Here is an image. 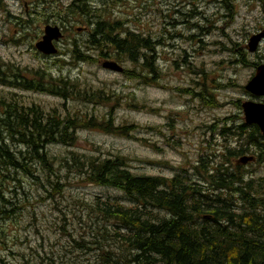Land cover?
Listing matches in <instances>:
<instances>
[{"label": "rangeland", "instance_id": "obj_1", "mask_svg": "<svg viewBox=\"0 0 264 264\" xmlns=\"http://www.w3.org/2000/svg\"><path fill=\"white\" fill-rule=\"evenodd\" d=\"M108 1L90 0L89 3L92 8L107 10ZM221 1L223 0H126L125 4L122 1H119V5L111 4L112 16L129 20L133 28L150 29L156 40H164L165 44L157 48V64L163 73H170L171 76L165 75L164 79L161 76L157 85L181 84L194 89V80L192 81L187 68H182L184 72H176L173 63L178 60L182 65L191 64L190 69L197 68L203 72L198 80L210 88L211 95L224 102L222 105L217 104L215 110H209L203 104L205 110L197 111L199 103L194 96L172 98L166 88L160 90L149 87V84L141 83L133 76L130 78L126 72L121 74L103 68L104 60L99 57L98 51L94 52L96 61L78 63L75 60V50L71 55H64L70 53L71 49L68 47L62 49L61 55L53 58L38 56L36 49L29 48L24 53L22 50L3 48L5 41L0 43V61L14 62L29 77L35 69H42L55 78L78 80L83 87L102 89L110 95L114 94L118 103L114 99L110 103L111 107L100 102H84L89 104L84 105L71 98L67 101L35 91L17 90L19 99L26 105L36 104L45 110L59 108L63 112L71 110L81 114H94L99 118L111 115L118 126L139 127L130 136L81 130L74 148L53 147L52 153L55 155L68 157L72 150L101 159L119 155L129 159L131 169L136 174L171 177L181 169L194 174L191 165H195L201 155L198 145L202 138V132L196 131V126L212 125L217 119L219 131L222 128L226 130L229 125L224 123V118L243 114L241 107L246 100L243 87L253 69L248 68L246 63L255 62L254 57H244L243 53L248 51L249 38L258 37H251V32L254 33L257 27L264 29V0H231L235 6L233 19L227 17L230 13ZM166 8L171 9L166 11ZM176 10L180 13L177 14ZM139 14L141 19L135 22L139 17L136 15ZM160 28L165 30L163 37ZM191 36L192 39H188ZM216 42L218 44L215 45ZM263 53L264 45L261 54ZM62 58L70 61L63 63L60 61ZM120 63L127 70L133 67L129 62ZM9 90L0 86L1 95H7ZM198 92L203 91L200 89ZM263 92L261 90L259 93ZM152 107L157 112L151 111ZM181 110L186 116L177 128L184 140V147L168 141L170 135L175 133L174 112ZM241 123L242 121L236 120L234 124L237 126ZM192 130V133L187 132ZM229 136L226 134V137ZM234 140L232 139V143ZM154 143L157 144L156 148L149 147ZM175 148H181V152L175 151ZM221 151L223 148L220 147L218 156ZM57 166L60 170L59 181L64 186L62 194H53L48 182H45V186L49 192L31 177L11 174V178L18 181L9 180L6 183L13 193L8 192L5 197L12 202L13 207L8 206V219H3L0 215V264H26V260L30 264H101L95 256L99 253L97 241L106 245L99 235L104 223L86 205H93L97 197L121 198L125 203L128 201L116 190L88 184L75 169ZM38 169L37 175L44 179L41 167ZM257 170H261L260 165ZM106 226L113 233V228ZM73 239L80 242L84 240L93 249L86 251L83 247L76 246ZM108 243L112 244V241L108 240Z\"/></svg>", "mask_w": 264, "mask_h": 264}, {"label": "trees", "instance_id": "obj_2", "mask_svg": "<svg viewBox=\"0 0 264 264\" xmlns=\"http://www.w3.org/2000/svg\"><path fill=\"white\" fill-rule=\"evenodd\" d=\"M119 1L126 3V0H109L107 10L79 3L72 8L70 18L94 27L96 35L91 38L90 48L131 62L135 71L128 76L150 84V75L158 70L157 41L150 29L132 28L127 20L112 16L111 4L119 5ZM221 2L230 13L227 17L233 19L232 1ZM137 16L135 22L141 19V14ZM160 34L165 35L163 31ZM74 53L78 61L88 60L84 52L77 49ZM0 82L67 100L72 97L84 105L103 101L101 93L92 95L68 80L44 72L30 80L19 68H4L0 71ZM209 97L212 98L211 91L205 88L201 101L210 108L217 106L218 102L211 103ZM104 100L108 101L106 96ZM85 129L130 136L139 127L118 126L113 118L99 120L80 112H45L39 106L24 105L16 97H0V215L3 219L9 217L8 206L13 207L5 197L8 192L13 193L6 183L18 181L11 174L31 177L47 192L45 182H48L53 194H62L64 186L59 181L57 165H63L75 169L88 184L116 190L128 201L97 197L93 205H86L104 223L99 235L106 245L97 241L99 253L95 256L101 264H264V178L246 182L244 177H239L244 172L238 168L235 172L226 169V173L212 177L199 164L193 167V175L189 171H180L172 178L140 175L133 172L124 156L101 159L74 150L68 157L52 153L53 147L74 148L79 132ZM240 134L237 132L235 137H241ZM230 156V152L225 156L227 162ZM39 166L44 179L37 175ZM106 225L113 228V233ZM73 242L86 251L93 249L84 240L73 239ZM26 264L30 263L26 260Z\"/></svg>", "mask_w": 264, "mask_h": 264}, {"label": "flooded vegetation", "instance_id": "obj_3", "mask_svg": "<svg viewBox=\"0 0 264 264\" xmlns=\"http://www.w3.org/2000/svg\"><path fill=\"white\" fill-rule=\"evenodd\" d=\"M82 2H86L88 6H90V0H0V43L6 41L3 48L22 50L24 53H26L29 48L30 50L36 49V54L38 56H43L42 54L38 53V50L40 49V43H42L45 39L46 27H58L62 35L59 40L52 41L54 48L58 52H61L65 47L71 49L70 52L78 49V51L85 52L86 56L88 57V61H96L94 59V52L98 50L89 47L91 38L93 40V36L96 35L94 32V27L90 26L89 24V26H85L83 25V22H79L75 19L71 20L70 18L72 8L77 7L78 4H81ZM162 31L165 30L162 29ZM251 34V37L253 35L259 34L264 35V29L257 27L254 30V33L251 32ZM78 37H80V39H78ZM154 40L157 41L155 43L157 48L165 44L164 40L161 38L156 40L154 37ZM263 45L264 37L254 51H251L250 47L248 46V51L245 50V53H243L244 57L249 56L250 58H255V62L246 63L248 68H253L252 74L249 76L247 83L244 85V92L246 96L245 103L247 104L256 103L259 105H264V94H255L249 89L251 82L255 78L258 67L264 62V53L261 54ZM157 48L156 59L158 61L159 54ZM99 52L100 50L98 53ZM99 57L110 58L111 54L100 52ZM0 63L5 66L17 65L12 61H0ZM83 63H87V61ZM173 64L176 72L177 70L184 72V69L182 68H187L188 71L189 65H186V63L185 65H182L179 64L178 60H175ZM191 70L196 71L194 73L195 80L193 81L195 87L194 89H191V87H184L181 84L163 85L160 83L157 85V81L161 79V76L163 79L165 75H167V77L171 76L170 73H163L159 67L155 75H150L151 83L149 84V87L160 90H164L166 88L165 90L171 95L172 98L185 99L187 97L191 98V96H194L195 98H198L197 102L199 103V107H197V111H202L201 95H203V92L198 91H200V89L203 91L206 88V85L204 82L198 80L200 74L198 73L197 68ZM40 73V69H35L33 75ZM46 74L48 76H52V74ZM56 78L59 79L60 77ZM62 79L67 80V78ZM68 81L73 85H77L80 90L89 92L92 95L101 93L97 90H92L90 87H83L78 80L68 78ZM33 90L34 89H29L26 91ZM104 96L107 97V102L104 100ZM59 97L63 99L61 96H58V98ZM101 98L103 101L100 103L103 105L110 106V103L114 101V99L117 103V97L114 94L103 95L101 93ZM71 100L76 99L71 97ZM88 103L98 104V101ZM53 110H56L61 114L71 111L67 110L66 112H63L59 108H53L51 110L44 111L51 112ZM151 111L157 112V109L152 107ZM183 112L184 111L182 110L179 112H174V116L176 117V127L174 128L175 133H173L174 137L173 134H171L168 138V141L171 140L172 143H179L181 144V147H184L185 143L179 135L180 130L177 128V126L178 124L180 125V123H183V120H185L186 115H183ZM84 115L90 117L89 114ZM108 116L111 117V115ZM169 120H171V117ZM236 120L242 121V123L235 126L234 123ZM223 121L229 125V128L226 130L222 128V130L219 131V120L217 119L214 120L212 125L199 124L196 126V131L202 132V138L198 145V152H200L201 155L197 159L196 165L199 164V166L205 169L208 175L212 177L215 175H220V173L223 172L226 173V169H229L231 172H235L236 168H238L241 172H244V174L239 175V177H244L246 182L264 178L263 130L259 127V125L247 122L245 116L243 117L242 114L233 118H224ZM231 124L233 125L230 126ZM169 125L170 122H168V126ZM187 132L192 133L193 130ZM237 132L241 133V137H235ZM226 134L230 136L226 137ZM232 139H235L233 143ZM220 147L223 148V151H221V154L218 156L217 152ZM174 150L179 153L181 152V148H175ZM229 152L231 153V156L229 157L230 162H227L225 156L228 155ZM217 159H220V162H217ZM243 159L244 161L246 160V162L243 163ZM221 165H223L222 168L220 167ZM259 165L261 166V170H257V166Z\"/></svg>", "mask_w": 264, "mask_h": 264}, {"label": "water", "instance_id": "obj_4", "mask_svg": "<svg viewBox=\"0 0 264 264\" xmlns=\"http://www.w3.org/2000/svg\"><path fill=\"white\" fill-rule=\"evenodd\" d=\"M261 39V36L257 37L256 39L253 38L250 42V47L252 50L255 49V47L258 45L259 41ZM45 53H53L55 51L48 50V49H41ZM105 68L116 70L119 72H122L123 69L114 62H106L103 65ZM250 88L252 89L253 93H258V91L262 90L264 91V65L259 67L256 77L253 79V81L250 84ZM264 94V92H263ZM257 105V104H244L243 108L245 111V114L247 116V119L252 123H257L260 125V127L264 130V106Z\"/></svg>", "mask_w": 264, "mask_h": 264}, {"label": "bare ground", "instance_id": "obj_5", "mask_svg": "<svg viewBox=\"0 0 264 264\" xmlns=\"http://www.w3.org/2000/svg\"><path fill=\"white\" fill-rule=\"evenodd\" d=\"M50 39H52V40H53V39H56V35L54 34V32H53V36H51ZM40 49H41V43H40ZM47 57H48V56H47ZM118 65H119L120 67H122V64H121V63H119ZM114 71H116V70H114ZM261 106H262V105H261ZM261 106H260V107H261Z\"/></svg>", "mask_w": 264, "mask_h": 264}]
</instances>
